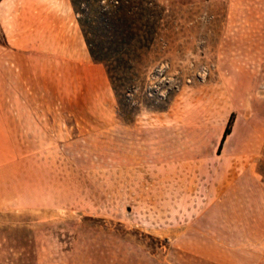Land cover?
Instances as JSON below:
<instances>
[{
    "label": "rangeland",
    "instance_id": "374dc122",
    "mask_svg": "<svg viewBox=\"0 0 264 264\" xmlns=\"http://www.w3.org/2000/svg\"><path fill=\"white\" fill-rule=\"evenodd\" d=\"M12 1L15 19L0 6V76L20 77L18 106L35 114L21 118L19 163L0 164L15 176L0 180L4 202L45 211L53 253L71 255L73 264H264V251L239 243L226 226V212L212 209L205 226L184 227L200 212L159 216L155 188V161L186 154L189 127L206 125L211 148L218 121H207V111L216 107L215 91L227 93L223 108L233 111L232 125L240 122L237 139L251 124L252 102L264 110V0H118L136 17L137 36L122 48L138 57L113 81L89 56L70 0L66 38L62 30L57 44L55 36L38 44L34 28H17L24 19ZM77 2L93 19L115 5ZM4 27L23 42L18 68L6 64L13 52L4 48ZM259 158L264 170V150Z\"/></svg>",
    "mask_w": 264,
    "mask_h": 264
},
{
    "label": "crops",
    "instance_id": "0c3cea01",
    "mask_svg": "<svg viewBox=\"0 0 264 264\" xmlns=\"http://www.w3.org/2000/svg\"><path fill=\"white\" fill-rule=\"evenodd\" d=\"M0 2V6L4 4V7H8L9 16L12 14L11 19H15L16 13L11 8L13 1ZM16 3L20 4L19 15L24 19L17 28H34L31 33L40 36L41 42L37 41L38 44L51 43V36H55L56 44L59 43L62 30L65 33L61 40H65L68 0H59L58 6L55 0H18ZM27 16L31 18L30 23L25 19ZM8 27L11 28L12 24ZM13 32L5 28L9 45L4 48L7 53L9 50L13 52L11 60L6 61V64L18 68L16 50H20L23 42L14 39ZM20 82L18 75L11 78L0 76V164L19 163L21 118L35 114L34 110L21 109L18 106ZM215 92L213 102L216 107L207 111V115L211 116L207 121H218V130L210 144L211 148L207 147L208 130L204 129L206 125H202L199 131L189 127L182 136L186 154L173 152L170 160L163 161L160 158L155 161L159 216L164 218L163 213L170 212L167 216L170 219H189L187 213L198 211L200 213L193 219L194 223L183 225L196 228L205 226L206 221L213 218V210L218 208L226 212V226L236 229L239 243L250 242L257 250L264 251V170H261L259 162L260 153L264 150V110L259 109L260 101H253L251 124H246V136L237 139L240 122L236 118L230 134L218 151L233 111L228 113L223 108L227 105V93L220 90ZM221 97H224L223 100ZM220 109H224V112ZM172 133L174 145L179 147L180 133L177 134L174 128ZM10 150L11 157H8ZM14 178V174L0 171V180ZM163 189L169 190L168 194L172 198L165 201L159 192L161 190L163 193ZM6 192L5 188H0V264H73L71 255L53 253L51 232H45L46 227H51L52 223L45 219L46 212H38L34 206L5 203L1 196ZM181 242L190 244L193 241Z\"/></svg>",
    "mask_w": 264,
    "mask_h": 264
},
{
    "label": "trees",
    "instance_id": "16d2710c",
    "mask_svg": "<svg viewBox=\"0 0 264 264\" xmlns=\"http://www.w3.org/2000/svg\"><path fill=\"white\" fill-rule=\"evenodd\" d=\"M101 0H96L99 2ZM75 14L77 15V24L81 30L84 42L88 49L89 56L94 62L101 63L105 66L111 81L118 77L124 68H130L133 58L137 56V51H127L122 48L123 44H128L137 36L132 33L133 24L136 17L130 13V10L124 8L118 0L112 10L101 14L95 19L80 10L77 0H70ZM150 5H154L150 1ZM153 14H156L154 9ZM152 23L149 28L155 33L156 17L152 16ZM140 42V41H138ZM138 57V56H137ZM234 114L229 117L221 139L218 151L227 135L231 132V125Z\"/></svg>",
    "mask_w": 264,
    "mask_h": 264
},
{
    "label": "built area",
    "instance_id": "2783aa9c",
    "mask_svg": "<svg viewBox=\"0 0 264 264\" xmlns=\"http://www.w3.org/2000/svg\"><path fill=\"white\" fill-rule=\"evenodd\" d=\"M162 72H163V71H162ZM162 72H161V73H162Z\"/></svg>",
    "mask_w": 264,
    "mask_h": 264
}]
</instances>
